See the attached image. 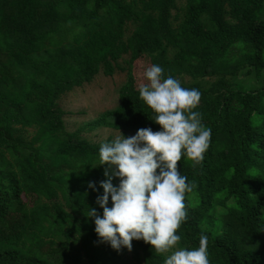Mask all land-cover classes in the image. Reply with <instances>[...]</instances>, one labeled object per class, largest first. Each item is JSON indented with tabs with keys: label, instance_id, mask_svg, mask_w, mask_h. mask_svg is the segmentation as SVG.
Wrapping results in <instances>:
<instances>
[{
	"label": "trees",
	"instance_id": "1",
	"mask_svg": "<svg viewBox=\"0 0 264 264\" xmlns=\"http://www.w3.org/2000/svg\"><path fill=\"white\" fill-rule=\"evenodd\" d=\"M153 64L200 91L211 129L201 164L178 162V249L203 234L209 264H264V0H0V264H163L96 234L108 165L83 137L161 130L138 92ZM120 71L116 108L69 132L60 98Z\"/></svg>",
	"mask_w": 264,
	"mask_h": 264
},
{
	"label": "clouds",
	"instance_id": "2",
	"mask_svg": "<svg viewBox=\"0 0 264 264\" xmlns=\"http://www.w3.org/2000/svg\"><path fill=\"white\" fill-rule=\"evenodd\" d=\"M163 72L161 66L151 65L143 73L146 82L138 87L139 99L161 130L139 129L130 138L119 132L101 143L97 165H108V179L100 184L103 195L97 198L103 216L95 209L87 216L95 217L96 234L113 249L123 246L131 251L133 240H143L156 254H167L163 264H209L206 235L201 234L198 248L188 250L177 249L181 237L176 233L187 219L185 194L193 188L179 173L178 162L183 157L193 168L200 165L211 129L195 111L200 91L182 87L172 76L164 78ZM113 177L119 178L118 187Z\"/></svg>",
	"mask_w": 264,
	"mask_h": 264
},
{
	"label": "rangeland",
	"instance_id": "3",
	"mask_svg": "<svg viewBox=\"0 0 264 264\" xmlns=\"http://www.w3.org/2000/svg\"><path fill=\"white\" fill-rule=\"evenodd\" d=\"M185 80L187 81V79ZM125 81L126 72L124 71L115 72L112 77L100 74L91 84L76 88L73 92L63 95L59 104L68 114L65 116L67 130L73 132L82 124L96 119L101 113L116 108L117 91ZM117 135H119V131L99 129L85 133L83 137L92 143H102L108 138L114 139ZM132 136L134 134H129L128 138ZM129 259L127 257L128 264H134Z\"/></svg>",
	"mask_w": 264,
	"mask_h": 264
}]
</instances>
